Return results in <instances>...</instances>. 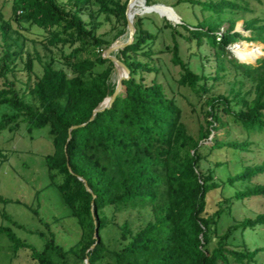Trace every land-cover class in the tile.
Instances as JSON below:
<instances>
[{
  "label": "trees",
  "instance_id": "obj_1",
  "mask_svg": "<svg viewBox=\"0 0 264 264\" xmlns=\"http://www.w3.org/2000/svg\"><path fill=\"white\" fill-rule=\"evenodd\" d=\"M11 1L15 22L44 30L47 37L41 44L52 54L51 47L59 49L61 55L57 60L53 55L43 58L37 53L40 75L30 90L25 91V87L23 90V86L22 90L17 89L16 82L7 80V76L15 78L16 72L21 71L13 66L30 40L23 37L20 43L22 35L0 16V74L6 77L0 87V104H8L14 110V114L5 116L3 126L24 116L32 128L51 127L54 153L46 157L51 185L57 186L83 232L77 244L68 250L54 239L47 240L42 251L24 244L31 248L33 259L40 264H71L70 258L76 264H86L87 258L89 264H256L264 247L252 250L245 239L238 246L231 239L237 231L245 236L247 231L264 232V212L229 227L225 234H220L219 228L225 213L223 202L264 197V185H247L246 189L236 190L234 197L223 200L214 213H208V198L215 190L237 188V182L249 184L253 177L264 173V165L247 167L227 180L216 177L222 163L202 170V163L214 151L223 147L249 149L248 142L224 143L217 136L211 138L214 132L234 124L245 130L248 137L264 132V59L257 65L241 63L228 50L239 41L251 45L256 40L264 42V25H258L257 19L244 21L250 37L235 31L239 11L246 9L240 4L244 0L200 1L201 10L209 15L193 25L183 21L173 25L167 18L163 19L164 27H160L154 17L136 16L133 43L116 54L126 74L125 91L93 121L90 119L94 110L116 89L111 80L114 64L103 58V53L127 32L129 0H67L65 4L60 0ZM157 3L146 0L147 6ZM167 6L175 10V5ZM84 13L91 19L92 28L83 19ZM174 15L179 23L178 13ZM102 16L107 22L115 20L114 33H97L103 25ZM225 23H229L228 29L218 36ZM154 27L160 32L171 30L174 44L168 51L172 64L181 69L177 83L191 89L202 104L204 118L197 137L184 123L176 96L169 94L159 80L162 70L153 58L158 37ZM180 37L198 46L205 39L215 49L218 59L215 75L192 69L183 57ZM18 48L21 50L17 51ZM57 63L66 66L69 73L57 67ZM33 64L30 58L27 64L30 72ZM231 70L236 77L253 84V98L249 92L243 94L234 89L231 95L215 93L216 83L224 81ZM151 74L154 77L148 82ZM27 93L37 99L38 108L26 101ZM225 116L228 120H224ZM73 126L80 127L68 141ZM93 195L100 241L87 253L95 243ZM129 210H148L153 220L138 230H133L128 221L119 225V242L126 244L111 249L102 236L108 225L116 226L108 213L112 211L114 216ZM0 233L21 246L11 230L0 227Z\"/></svg>",
  "mask_w": 264,
  "mask_h": 264
},
{
  "label": "rangeland",
  "instance_id": "obj_2",
  "mask_svg": "<svg viewBox=\"0 0 264 264\" xmlns=\"http://www.w3.org/2000/svg\"><path fill=\"white\" fill-rule=\"evenodd\" d=\"M60 1L64 4L67 2V0ZM122 1L125 2L126 0ZM200 1L219 2L221 0H156L158 3L175 5V10L181 21L188 25L196 24L209 15L208 12L201 10ZM240 4L245 6L246 9L239 11L240 19L235 31L242 32L244 36L250 37L251 32L246 31L244 21L257 19L258 25H264V1L244 0L240 1ZM160 7L166 8L162 5ZM95 8L97 9V7ZM166 10L168 11L166 14L155 9L141 10L136 16L154 17L160 27H164L163 19L167 18L173 25H178L174 13H171L168 8ZM0 16L5 21L11 22L13 30L19 31L22 35L19 38L20 43H22L23 37L30 40L26 42L16 66H13L21 69V71L16 72L15 78L10 74L7 76V80L16 82L17 89L22 90L21 87L23 86V90L24 87L25 91L30 90L41 73L36 54H40L43 58L53 55L55 59L59 60L60 51L55 47H51L52 54L41 44L47 37L44 30L27 24L21 26L15 22L11 0H0ZM83 19L88 27L92 28L91 19L86 13L83 14ZM100 21L103 25L98 29V34H112L115 32H112L115 20L107 22L102 16ZM228 26L229 23H225L218 31V36H222ZM154 32L158 34V37L153 46L156 52L153 58L162 70L159 80L165 84L169 94L176 96V100L183 110L184 123L190 133L197 137L200 123L204 118L202 104L191 89L180 87L177 83L181 69L172 64V55L168 51V48L174 44L171 30L166 28L163 32H160L158 28L154 27ZM184 34L185 36L189 35L186 31ZM178 39L185 61L190 62L195 72L202 73L204 71L209 75H215L218 59L215 56V49L205 39L202 41V46L196 45V42H189L186 38L180 37ZM252 44L239 41L230 45L228 50L232 57L240 60L241 63L257 65L259 60L264 59V42L256 40ZM18 50L21 49L18 48ZM0 51H2V48ZM66 51L67 53L70 52L69 49H66ZM241 52H244V55ZM30 58L34 62V68L31 72L27 68ZM221 60L224 61V59ZM227 66L229 65L227 64ZM57 67L63 68L69 73L66 66L57 63ZM230 72L231 74L224 81L216 83L215 93L231 95V90L234 89L235 91L240 90L243 94L249 92V97L253 98V84L248 80H243L242 77H236L233 70ZM116 76L118 79V74ZM153 77V74L149 75L147 81L150 82ZM5 80L6 77L0 74V87L3 86ZM112 83L116 86L118 84L117 81L114 82L113 80ZM124 91L125 88L122 89V93ZM25 99L38 108L37 99L28 93ZM12 114H14V110L8 104H0V227L11 230L18 238L21 246H17L7 234L0 233V264H40L38 260L33 259L31 248L42 251L47 240L54 239L56 244L68 250L77 244L83 232L76 219L71 216L72 210L64 202L57 186L55 184L51 185V173L46 162V157L54 153L51 127L32 128L24 116L18 119L16 123H10L7 127L3 126L5 116ZM224 120H228V117L225 116ZM213 136H217L224 143L239 141L248 142L250 145L247 151H237L228 147L214 151L211 157L202 163L204 172L214 164L222 163L224 165L217 169L216 177L227 180L230 175H237L247 167L264 165V132L254 133L251 137H248L245 130L234 124L214 132L211 138ZM60 181L61 177L58 175L56 182L59 183ZM236 185L237 188L235 189L228 188L222 191L218 189L210 193L208 213H214L218 210L219 204L223 200L233 198L236 190L246 189L247 185H264V173L253 177L249 184L241 181L237 182ZM222 206L225 208V213L221 220L219 232L225 234L229 227L242 222L246 218H255L258 214L263 213L264 197H253L244 201L232 199L231 203L223 202ZM108 214L114 219L116 226H113V224L108 225L102 232V236L111 249H119L126 244L119 242V225L128 221L133 230H138L153 220V215L148 210L123 211L114 216L112 211H109ZM244 239L252 250L264 247V232L261 229L255 232L247 231L246 236L237 231L231 242L233 245L238 246L242 244ZM24 244L31 248L24 247ZM70 263L76 264L73 258H70ZM256 264H264V252L258 255Z\"/></svg>",
  "mask_w": 264,
  "mask_h": 264
},
{
  "label": "water",
  "instance_id": "obj_3",
  "mask_svg": "<svg viewBox=\"0 0 264 264\" xmlns=\"http://www.w3.org/2000/svg\"><path fill=\"white\" fill-rule=\"evenodd\" d=\"M135 1V0H129L128 4H127V9H126V18H127V32L126 34H124L123 36L127 35V39L126 41H124L122 44L120 45H116L117 44V40L103 53V58L105 59H109L110 61H112V63L114 64V67H115V71L116 73L118 74V84L116 86V89H115V92L112 96H108L105 98V100L99 104V106L94 110L93 112V115L90 119V121H93L94 118L96 117V115L100 112H103L105 111L106 109H109L111 108L112 104L115 102L116 98L122 93V89L124 88V80L126 79V74H125V70H124V67L121 63V61L116 57V54L121 51V50H124L127 46L131 45L134 41V37H135V33H136V29H135V26H134V20L131 19V17L129 16V9H130V5L131 3ZM144 3H146V0H144ZM161 3H157V4H154L152 6H147V8L149 10H151L152 8H154L155 6L159 5ZM162 6L166 7V8H169L171 9L176 15L177 13L175 12V10L170 7V6H167L165 4H161ZM178 18L180 19V17L178 16ZM178 24H183L182 21H179ZM122 37V36H121ZM85 124L81 125V126H84ZM80 126H73L69 129V139L68 141L71 139V134L72 132L78 128ZM69 170L72 172L70 166H69ZM80 180L84 181L85 182V186H86V189L88 192L92 193V190L91 188L89 187V185L87 184V182L80 177ZM93 201H92V216H93V219H94V223H95V230H94V240H95V243L91 246V248L87 251L90 252L92 250L95 249V247L97 246V244L99 243L100 241V236H99V224H98V221H97V217H96V211H95V203H94V200L96 198L95 195H93ZM86 264H89V259L87 258L86 261H85Z\"/></svg>",
  "mask_w": 264,
  "mask_h": 264
},
{
  "label": "bare ground",
  "instance_id": "obj_4",
  "mask_svg": "<svg viewBox=\"0 0 264 264\" xmlns=\"http://www.w3.org/2000/svg\"><path fill=\"white\" fill-rule=\"evenodd\" d=\"M161 4L155 6L154 8L152 9H155L156 11H159V12H163V13H168V11L166 10V8H162L160 7ZM135 6V7H134ZM134 7V8H133ZM148 9L147 8V5L144 3V0H135L131 3L130 5V9H129V16L131 17V19H135L136 17V14L141 12V10H146ZM169 9V8H168ZM171 13H173V11L170 9ZM127 39V35L125 36H122L120 37L118 40H117V44L116 45H120L122 44L124 41H126ZM255 52V50H254ZM242 53V52H241ZM244 55V52L242 53ZM117 73L116 71L114 72L113 76H112V80L115 82L117 81L118 82V79H117ZM117 79V80H116Z\"/></svg>",
  "mask_w": 264,
  "mask_h": 264
}]
</instances>
